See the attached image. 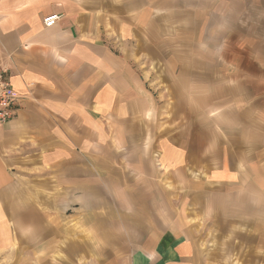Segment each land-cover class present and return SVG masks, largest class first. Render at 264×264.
I'll use <instances>...</instances> for the list:
<instances>
[{"label": "crops", "instance_id": "1", "mask_svg": "<svg viewBox=\"0 0 264 264\" xmlns=\"http://www.w3.org/2000/svg\"><path fill=\"white\" fill-rule=\"evenodd\" d=\"M213 3L0 0V255L264 261V0Z\"/></svg>", "mask_w": 264, "mask_h": 264}, {"label": "rangeland", "instance_id": "2", "mask_svg": "<svg viewBox=\"0 0 264 264\" xmlns=\"http://www.w3.org/2000/svg\"><path fill=\"white\" fill-rule=\"evenodd\" d=\"M213 5L220 3V0H213ZM211 5L207 13L209 14L208 17H211L213 19L218 20L220 18V11L215 8V6ZM226 15H224L225 18ZM248 27H246L247 29ZM236 34V33H235ZM232 35V38L236 39L237 34ZM168 38V37H165ZM224 46L225 41H223ZM230 43V42H229ZM231 44H228L227 46H230ZM235 45V44H234ZM220 51V49H217ZM219 51H217L216 54H219ZM224 249H220L218 252H214L218 256L217 262L218 264H264L263 258L259 257H253L252 258V252L251 250H247L245 248H242L241 245H238L237 243L229 242L222 243ZM228 248V249H227ZM27 261H16L14 264H26ZM0 264H13L11 260H8L7 255L4 254V256L0 255Z\"/></svg>", "mask_w": 264, "mask_h": 264}, {"label": "built area", "instance_id": "3", "mask_svg": "<svg viewBox=\"0 0 264 264\" xmlns=\"http://www.w3.org/2000/svg\"><path fill=\"white\" fill-rule=\"evenodd\" d=\"M60 19L59 15H51L44 20V25L46 28H53ZM11 78V70L0 60V124L7 123L15 118V106L20 101L13 88Z\"/></svg>", "mask_w": 264, "mask_h": 264}]
</instances>
